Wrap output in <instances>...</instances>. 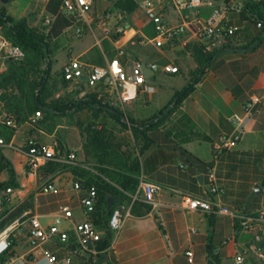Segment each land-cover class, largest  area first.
Masks as SVG:
<instances>
[{"label":"crops","instance_id":"1","mask_svg":"<svg viewBox=\"0 0 264 264\" xmlns=\"http://www.w3.org/2000/svg\"><path fill=\"white\" fill-rule=\"evenodd\" d=\"M116 1L93 0L91 17L103 12L110 13L111 17L104 22L84 23L81 39H74L73 29L65 19L58 18L51 27L43 26L44 18L58 12L61 0H43L39 16L30 11L25 15L20 13L19 18L28 16L29 19H26L31 26L43 28L45 34L52 37L51 62L58 65L61 71L70 59H79L91 48L97 46L102 50L101 43L107 40L116 50V60L122 65L140 62L147 69L146 80H170L173 88L171 92L146 83L152 87V91H139L134 99L125 101L109 96L126 116L135 121L157 116L161 118V112L168 107L174 93L191 80L197 65L185 47L196 42L192 37V28L196 21L205 20L218 8L223 12L222 23L236 26L238 31L232 38L217 37L210 44L200 43L208 51L219 49L218 55L208 66L202 68L204 74L195 90L179 108L156 128L147 130L148 146L141 154L138 153V147L129 130L120 131L118 126L111 129L114 143L129 148L134 152L133 156L138 157L140 173L137 188L129 195L130 202L115 199L114 203L124 204L125 220L121 230L116 234L112 233L107 254L113 256L116 264H208V260L213 264H253L252 259L255 264H264L255 260L257 255L248 254L252 252L251 249L257 253L252 243L254 231H244L228 216L207 215L179 207L183 196L205 199L210 197L208 173L213 170L221 189L219 195L211 196L214 203L247 215H256L264 210V101L252 108L250 118L242 124V134L236 147L224 150L218 155L213 153V145L221 135L234 133L229 117L240 114L243 102L250 96L264 94V34L256 37L260 28L241 21L239 14L247 0H231L228 4L224 0H202L204 4L198 9L181 11L165 3L161 11L165 24L175 26L188 22V30L179 40L161 48L155 47L151 41L146 44L138 42L142 37L152 39L148 33H151L149 27L153 24L145 17L141 8L142 0H133L137 8L131 14L124 13L123 17L120 15L122 12L113 6ZM13 2L17 3L16 0H10L8 6ZM2 8L7 14L8 7L2 5ZM117 26L124 27V33L111 40L110 35L115 37L112 33ZM258 40V45L250 50ZM250 44V47L245 48ZM222 49L233 50L220 52ZM59 52H65V55L54 58ZM103 57L107 65L109 61L104 53ZM151 64H156L157 70H151ZM166 65H172L178 71L165 72L163 67ZM81 83L83 93L77 98L86 93L84 88L87 86L83 81ZM182 116H187L195 124L197 132L203 134L207 140L179 144L175 134L179 132ZM15 130L10 142L0 146V153L13 168L15 178L20 184V188L10 194L8 208L10 212L15 211L25 203L29 207L9 222L11 224L18 220V226L10 233L11 245L0 255V264H50L41 256L39 250L32 251L28 247L25 219L27 214L35 215L42 225L48 226L53 222L60 204L69 205L73 212L72 218L62 224V228L69 231L68 239L47 242L43 248L58 258L71 257V264H82L83 256L76 254L80 250L73 227L86 218L79 204V197L85 190L75 180L70 168L72 165L86 168L80 152L82 138L79 137V142L71 145L56 136L57 129L54 134H46L40 130L29 129L25 124ZM30 138L42 146L54 147L59 139L64 149L73 153L75 159L70 163L53 162L41 165L32 172L26 167V141ZM188 153L207 167L191 165L186 159ZM62 155L66 153H60ZM199 176H202L201 180L198 179ZM8 178L7 169L0 171V183ZM49 183L55 186V192H42L43 187ZM77 183L80 185L78 192L74 189ZM140 183L160 188L153 196L157 203L155 207L146 202L147 197L138 190ZM255 185H259L260 189L254 191ZM4 194L5 191H1L0 197ZM135 202L148 203L151 210L144 216H133L131 208ZM262 226L264 230V225ZM99 231L102 236L108 232L101 228ZM187 252L192 253L191 261ZM10 253L13 257L2 262ZM239 255L243 259L242 263L236 262ZM99 264H108L105 256L99 259Z\"/></svg>","mask_w":264,"mask_h":264},{"label":"trees","instance_id":"2","mask_svg":"<svg viewBox=\"0 0 264 264\" xmlns=\"http://www.w3.org/2000/svg\"><path fill=\"white\" fill-rule=\"evenodd\" d=\"M230 2L231 0H224L226 4ZM113 6L127 15L137 8V4L133 0H117ZM239 15L241 21L252 23L254 26L261 23L256 37L264 34V0H247ZM149 28L151 33L148 34L153 38L155 36L154 26L151 25ZM0 33L24 52V59L21 62H10L6 71L0 74L2 110L14 118L16 127L26 124L32 130L54 134L59 120L69 119L80 130L84 137L80 152L86 168L72 165L70 167L71 172L85 191L92 187L95 189L96 205L90 213V218L99 228L108 230V220L118 204L114 203L112 208L107 210V199L113 197L116 201L130 202L129 195L135 192L140 173L138 157L133 156L134 152L130 151L129 148L125 147V149L123 146L114 143L111 129L118 126L120 131L129 130L138 147V153L141 154L148 146L147 130L160 125L162 120L170 117L189 97L204 74L202 68L213 61L218 55L219 49L208 51L205 46L197 42L186 45L185 50L197 65L191 80L182 89L174 93L168 107L161 112V118L157 116L143 121H135L126 116L118 105L105 97L107 89L102 85H97L92 88L91 92L84 93L80 98H77L79 94L83 93V83H79L74 90L75 95L71 99L66 97L54 99L57 80L52 76V37L46 35L43 28L31 26L26 18L15 19L8 16L5 10L0 8ZM111 38L114 40L118 36ZM101 47L102 50L97 46L91 48L79 59L84 63L98 66L106 65L103 53L109 62L116 59L117 52L110 41H102ZM36 112H40L42 119L31 122L29 119ZM179 123L181 124L179 132L175 134L179 144L192 140H207L203 134L197 132L195 124L187 116H182ZM15 131L14 128L0 123V139L4 143L10 142ZM35 142L37 143L36 140ZM55 150L58 154L66 153L68 155L69 153L64 149L59 139ZM186 159L191 165L206 166L189 153ZM4 169H7L9 178L0 183V192L7 188L18 190L20 184L15 178V172L0 153V171ZM28 207V203L21 205L9 219L3 220L0 228L11 222L22 210ZM150 210L151 207L148 203L135 202L131 208V214L141 217ZM256 233L259 232H254L252 236L254 246L256 245L253 238ZM111 237V232L104 233L97 243L98 249L108 248ZM103 256L106 257L108 264H116L112 255ZM12 257L13 254L10 253L2 262Z\"/></svg>","mask_w":264,"mask_h":264},{"label":"built area","instance_id":"3","mask_svg":"<svg viewBox=\"0 0 264 264\" xmlns=\"http://www.w3.org/2000/svg\"><path fill=\"white\" fill-rule=\"evenodd\" d=\"M169 4L175 10L182 9H198L203 6L202 0H142L141 8L144 11L146 19L153 24L155 36L150 40L147 37H142L138 40L141 44H146L151 41L157 48L171 45L179 40L188 30V22L180 25L169 26L165 24L161 15L164 5ZM93 0H61L60 7L56 14L50 15L43 20V26L51 27L58 18L65 19L72 27L74 39H81L83 37V25L90 21L104 22L111 17L110 13H98L91 17ZM198 12V10H196ZM222 10L214 9L211 14L203 21H196L192 28V37L196 42L202 44H210L217 37L223 39L232 38L238 31V27L230 26L227 23H222ZM261 27V23L257 24ZM124 33V27L117 26L112 33L117 37ZM112 37V35H110ZM24 59V52L21 48L13 44L4 35L0 33V74L6 71L7 64L10 62H21ZM144 64L140 62H133L128 65H122L118 60H113L105 66H97L84 63L79 59H70L62 67V77L65 81L71 83H81L82 78L87 76L86 84L89 88H94L97 85L104 86L107 90V98L115 103L110 97L120 98L128 101L136 98L139 91L150 92L152 87L146 84L147 76L143 72ZM153 71L157 70L156 64L149 65ZM165 72L176 73L178 70L172 65L163 67ZM110 96V97H109ZM264 101V94L262 96H250L241 106V113L234 114L229 117V122L234 126V133L231 135H221L217 142L213 145L214 155L220 154L222 151L236 147L241 134L242 124L250 118L252 108ZM40 112H36L31 121L39 119ZM0 123H3L11 128L16 129L14 118L11 115L0 113ZM4 142L0 139V146ZM26 167L34 172L41 165H46L49 162L70 163L73 162L75 156L73 153L62 155L57 153L54 146H42L35 142V139H27L26 141ZM208 193L209 198H197L190 196L181 197L179 207L183 210L202 212L207 215H221L228 216L240 226L244 231H258L253 242L255 243V251L260 252L261 247L264 246V210L256 215H247L240 211L228 208L226 206L214 203L211 196H217L221 193V189L216 181L213 170L208 173ZM74 189L78 192L80 190L79 184L74 185ZM147 197L146 202L155 207L157 205L153 200V196L160 190L159 187L140 183L138 187ZM13 189L7 188L5 194L0 197V225L10 213L8 204L10 202L9 196ZM42 192L54 193L55 186L47 184L43 187ZM79 204L82 208L86 218L74 224L73 232L79 245V252L77 255L83 256L82 264H99V259L108 253L109 247L98 249L97 243L102 238L99 227L90 218V213L94 210L96 205V193L92 187L84 191L79 197ZM125 207L124 204L119 203L113 209L108 220V231L116 234L118 233L124 223ZM73 216L72 208L67 204H60L57 208L56 215L53 222L44 226L39 218L35 215L27 214L25 222H27V245L32 251L39 250L41 256L50 264H71V257L58 258L57 255L43 248L47 242H53L56 239L64 241L68 239L69 231L62 228L64 221L70 220ZM18 226V220L11 224H7L4 228H0V255L5 253L10 245V233ZM187 256L191 261L192 253L187 252ZM243 259L239 255L236 257L237 263H242Z\"/></svg>","mask_w":264,"mask_h":264},{"label":"rangeland","instance_id":"4","mask_svg":"<svg viewBox=\"0 0 264 264\" xmlns=\"http://www.w3.org/2000/svg\"><path fill=\"white\" fill-rule=\"evenodd\" d=\"M43 0H16V2L18 3H12L11 6L8 5H4L6 7H8V11L7 14L12 16L15 19H20V13H22L23 15H25L27 12H35L37 16H39V12H40V8H41V3ZM2 3L0 2V8H2ZM27 19H29V17H26ZM65 52H59L56 53L54 55V58L60 57V56H64ZM52 76L57 80L56 83V88L54 90V99H59V98H72L75 94H74V90L75 87L77 86L76 83H71V82H66L63 80L62 76H61V70H59L58 65H55L52 61ZM147 84H152L155 87H159L161 89L164 90H168V91H172V84L170 80H167L165 78H156V79H150V80H146ZM84 92H90L91 90H93L92 88L86 87L84 88ZM0 113H6L5 111L2 110V104L0 103ZM10 115V114H8ZM31 119V118H30ZM29 119V120H30ZM42 119V115L39 117V119L35 120L38 121ZM31 121V120H30ZM35 121H31V122H35ZM72 122L69 119H61L58 122V127H57V133L56 136L60 137L63 139L64 142L66 143H70L71 145H75L79 142V137L82 138V144L84 142V137L82 136L80 130H78L77 128H74V126L72 127ZM29 127V125H28ZM29 129H31L29 127ZM74 131H72V130ZM14 211H11L8 216L6 217V219H9V217L12 215ZM5 219V220H6ZM9 224V222L7 223ZM5 224V226L7 225ZM4 226V227H5ZM2 227V228H4ZM254 246V245H253ZM257 252V251H256ZM251 253L253 255H257L255 257H257V259H255L256 261H260L262 263H264V246L261 247L260 252L254 253L253 250L252 252H248V254ZM254 264V262H252Z\"/></svg>","mask_w":264,"mask_h":264},{"label":"water","instance_id":"5","mask_svg":"<svg viewBox=\"0 0 264 264\" xmlns=\"http://www.w3.org/2000/svg\"><path fill=\"white\" fill-rule=\"evenodd\" d=\"M248 1H249V0H248ZM0 2H1L3 5H8L9 2H10V0H0ZM120 15H121V17H123V16H124V13H121ZM259 42H260V40H258L256 43H254V44L252 45V47H251L250 50H252L253 48H255V47L258 45ZM226 50H233V49H222L220 52H222V51H226ZM246 51H248V50H246ZM203 69H204V68H203ZM146 71H147V69H146V67H145V65H144V66H143V72H144L145 76H147V72H146ZM86 80H87V76H84V77L82 78V81H83V82H86ZM198 179L201 180V179H202V176H199ZM257 189H260L259 185H255V186H254V191H257ZM114 202H115V198H113V197H109V198L107 199V203H106L107 210H110V209L112 208ZM208 264H213V262H212L211 260H208Z\"/></svg>","mask_w":264,"mask_h":264}]
</instances>
